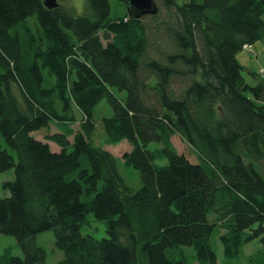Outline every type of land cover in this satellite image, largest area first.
<instances>
[{
    "label": "trees",
    "instance_id": "trees-1",
    "mask_svg": "<svg viewBox=\"0 0 264 264\" xmlns=\"http://www.w3.org/2000/svg\"><path fill=\"white\" fill-rule=\"evenodd\" d=\"M43 1L0 0V138L16 154L0 143V173H14L0 234L22 252L5 249L0 264H43L44 232L57 264H189L185 246L195 263L218 264L215 234L225 264L252 242L249 261L264 255V83L247 84L236 59L264 39V0H154L156 15L141 18L113 16L109 0H85V16ZM103 99L104 143L131 146L121 158L139 171L138 191L92 144ZM50 125L59 152L32 136ZM89 214L105 239L81 234Z\"/></svg>",
    "mask_w": 264,
    "mask_h": 264
},
{
    "label": "rangeland",
    "instance_id": "rangeland-1",
    "mask_svg": "<svg viewBox=\"0 0 264 264\" xmlns=\"http://www.w3.org/2000/svg\"><path fill=\"white\" fill-rule=\"evenodd\" d=\"M186 1L187 0H176V3L181 6ZM57 3H59L61 7L66 8L71 13H73L74 16H85L89 13V9L85 0H58ZM109 5H111V14L113 16H120L121 13L127 10L126 6L122 5L120 2H118V0H109ZM236 59L238 64L242 67L241 76L245 78L247 84L253 86L258 83H264V39H262V41L255 42V44L250 47L243 48L237 53ZM17 97L20 99L18 93ZM74 115L79 121L80 116L76 109L74 110ZM94 115L96 128L92 135V144L108 151L114 158H117V169L119 170L122 179H124L125 183L133 191H138V189L141 187L139 171L124 166L121 158L124 153L131 150V146L127 141L120 142L119 144H115L114 146L106 145L104 143L105 136L101 126V121L103 117H110L112 115L111 109L106 103L105 99L101 100L99 105L96 107ZM72 127L75 131L79 130L77 124L73 125ZM57 132V128H55L54 125H50L48 129L39 130L37 131V133H33L32 136L37 140L46 142L50 150H52L53 152H59L57 146L54 143L47 141L46 139V136H48V134L50 135ZM0 143L3 148H6L7 151H9V153L16 161L15 152L8 149L1 138ZM171 144H173L174 149L178 155H184L190 163L197 162L196 154H194L193 150L187 144H185L180 137L173 136L171 138ZM149 145L150 149H158L161 147V145L156 143H150ZM165 162L166 161H159L160 164H165ZM260 171L264 174V161L260 164ZM13 179L14 173L12 169L6 171L5 173H0V198L8 196V192L3 191L2 189V183L12 181ZM87 221L88 224H85V226L81 229L82 235H90L95 239H105L107 237V235L105 234V224L95 219L91 214L87 216ZM210 241L214 251L217 254L218 264H225L222 247L219 241H217L216 234L211 237ZM54 242L55 237H53L52 232H44L36 237L37 246L43 248L46 253V260L43 264H57L63 259L62 253L58 250V248L55 247ZM5 249L11 250V254L14 256H18L20 258L22 257V252L18 248L16 239L12 236H5L0 234V256L4 253ZM259 249L260 246L257 242L249 243V245L244 248V255L236 264H264V255L262 254L258 258H253L251 261H249L251 257H254V255L258 253ZM183 250L187 254L188 263L197 264L194 260L195 253L193 249L185 246Z\"/></svg>",
    "mask_w": 264,
    "mask_h": 264
},
{
    "label": "water",
    "instance_id": "water-1",
    "mask_svg": "<svg viewBox=\"0 0 264 264\" xmlns=\"http://www.w3.org/2000/svg\"><path fill=\"white\" fill-rule=\"evenodd\" d=\"M129 15L136 12V17L141 18L144 15H156L158 12L157 4L154 0H124ZM43 5L47 9H54L58 6L57 0H44Z\"/></svg>",
    "mask_w": 264,
    "mask_h": 264
},
{
    "label": "built area",
    "instance_id": "built-area-1",
    "mask_svg": "<svg viewBox=\"0 0 264 264\" xmlns=\"http://www.w3.org/2000/svg\"><path fill=\"white\" fill-rule=\"evenodd\" d=\"M245 48H247V47H245Z\"/></svg>",
    "mask_w": 264,
    "mask_h": 264
}]
</instances>
